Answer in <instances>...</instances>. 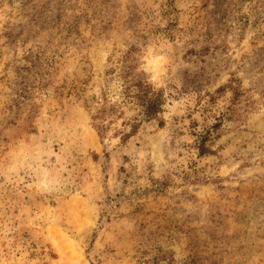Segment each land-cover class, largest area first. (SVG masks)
<instances>
[{
  "label": "rangeland",
  "instance_id": "374dc122",
  "mask_svg": "<svg viewBox=\"0 0 264 264\" xmlns=\"http://www.w3.org/2000/svg\"><path fill=\"white\" fill-rule=\"evenodd\" d=\"M0 264H264V0H0Z\"/></svg>",
  "mask_w": 264,
  "mask_h": 264
},
{
  "label": "trees",
  "instance_id": "16d2710c",
  "mask_svg": "<svg viewBox=\"0 0 264 264\" xmlns=\"http://www.w3.org/2000/svg\"><path fill=\"white\" fill-rule=\"evenodd\" d=\"M130 66L126 68L123 72V84H122V94L127 100L124 101V105L127 103H132L134 106L140 109L135 121L131 124V130L128 133H123V137L126 138L140 127V125L146 121L156 118L164 105V98L162 92L156 91L150 82L142 78L139 74H132ZM100 108L98 112L93 116L94 119H102L114 113V109L117 103H112L105 94L101 97ZM106 129L104 124L101 126ZM101 129H99L100 132ZM206 137H203L200 145V153H206L208 148L206 146Z\"/></svg>",
  "mask_w": 264,
  "mask_h": 264
}]
</instances>
